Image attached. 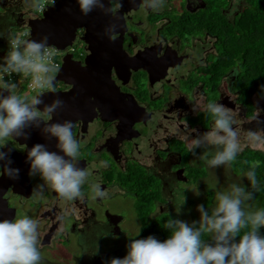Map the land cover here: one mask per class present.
<instances>
[{
  "label": "flooded vegetation",
  "instance_id": "flooded-vegetation-1",
  "mask_svg": "<svg viewBox=\"0 0 264 264\" xmlns=\"http://www.w3.org/2000/svg\"><path fill=\"white\" fill-rule=\"evenodd\" d=\"M1 1L6 14L0 15V33L7 35L26 9L25 1ZM123 1L127 5L119 10L120 32L111 41L112 49L120 56L116 61L119 68L114 66L110 77H92L108 79L111 90L107 101L109 107L91 110L88 121L84 123L80 119L73 129L82 145L78 167L89 173L82 186L84 198L64 200L45 186L42 196H39L40 206L31 209L33 204L37 205L31 202L34 200L32 191L43 181L39 175L29 176L27 156L12 158V166L20 169L18 180L8 179L0 168V220L22 218L28 216L22 215L23 211L32 210L39 225L42 259L47 264H88L89 259L91 264H107L111 256H117L112 251L115 247H110V244L115 243L112 239L127 235L123 228L124 218L108 207L103 209V200L126 199L127 190L121 183L110 184L104 179L110 164H116V169L126 175L137 177L147 174L159 181L150 189L144 187L143 209L147 214L136 227V234L141 239L143 227L159 223L162 218H179L183 209L178 208L182 201L177 197L185 192L183 188H188V170L200 163L207 165L199 158L203 148H198L200 154L197 158L194 156L188 163L184 160V147L187 145L184 136L196 138L211 130L206 128L209 117H203V114H209L204 111L207 103H219L232 109L236 122L233 127L239 129L240 135H245L243 131L264 130V103L256 104L248 115L235 92L216 84L212 87L214 93L210 101L205 92L206 83L198 80L199 69H213L211 80L218 82L216 68L225 60V51L217 47L221 27L218 22H205L206 27L196 28L185 36L189 26H185L182 20L196 17L200 10L209 9L210 5L215 8L214 0H165L159 11L140 7L141 0H135V3ZM248 1L223 0L217 10L219 14H212V18L232 23L231 33L238 21L249 31L253 3L247 8ZM82 32L79 30L78 34ZM6 48L7 39H0V50ZM250 65L249 62L246 67L249 71L252 69ZM236 76L234 71V76L232 74L230 79H222L221 82L226 81L228 85L237 79ZM58 83L55 85L57 91L71 88L63 82L59 87ZM257 111L258 119L252 120ZM15 142L16 146L8 145L25 155L26 146ZM42 144H46L49 151H58L52 140ZM209 150L214 151V148L210 146ZM101 161L106 162L107 167L102 166ZM134 167L141 168L144 174ZM92 183H98L106 193L103 198L93 200ZM174 208L176 216L171 213Z\"/></svg>",
  "mask_w": 264,
  "mask_h": 264
},
{
  "label": "clouds",
  "instance_id": "clouds-1",
  "mask_svg": "<svg viewBox=\"0 0 264 264\" xmlns=\"http://www.w3.org/2000/svg\"><path fill=\"white\" fill-rule=\"evenodd\" d=\"M130 2L135 3V0ZM26 3L34 10L43 7L42 0H26ZM56 3L57 0H51L53 8ZM76 3L83 16L94 10L110 16L112 22L104 29V35L115 40L123 0H76ZM164 4L165 0H141L140 7L159 11ZM4 38L8 40L9 51L0 63V168L8 179L18 180L20 169L12 166V149L8 148L7 141L9 138L27 140L30 129H40L47 140L55 139L58 151H49L46 144L39 143L27 149L29 176L39 175L43 181L33 189V198L42 196L47 186L61 199H83L82 186L89 173L78 167L82 145L73 133L75 125L71 120L53 122L58 111L66 108V102L55 96L51 102L45 103L42 91L31 97L21 95L16 83L5 80V75L30 76L32 88L55 93L56 74L60 70L55 62L56 49L49 44L48 35L39 39H21L0 33V39ZM204 111L214 118L212 128L196 138L184 136L188 151L196 156V149H205L199 158L209 168L230 165L242 151L239 130L233 127L234 111L211 102L204 106ZM258 117L259 111L252 120ZM184 127L187 128L186 122ZM245 138L253 147L264 144V130L245 131ZM210 146L215 150L210 151ZM100 163L107 167L106 162ZM259 166L260 161L251 162L244 175L252 191L233 183L226 190L216 191V203L211 210L198 206V227L196 222L189 225L179 219H168L164 224L171 231L168 239L163 242L153 236L132 239L127 246V255L112 258L107 264H264V235L260 234V229L264 228V209L246 210L251 207L248 202L254 199V193L260 190L256 174ZM90 189L93 199L106 195L98 183L90 184ZM38 226V221L28 216L0 220V264H43ZM242 230H245L243 234ZM205 234H211L212 243L202 239Z\"/></svg>",
  "mask_w": 264,
  "mask_h": 264
},
{
  "label": "rangeland",
  "instance_id": "rangeland-1",
  "mask_svg": "<svg viewBox=\"0 0 264 264\" xmlns=\"http://www.w3.org/2000/svg\"><path fill=\"white\" fill-rule=\"evenodd\" d=\"M24 1L26 7L25 10L32 13L34 9L30 7L29 3H26V0ZM221 1L223 0H214L215 8L210 5L209 9L200 10L197 13L196 17L192 19L182 20L184 21L183 24H185V26H189L185 31V36H188V34L193 32L196 28L206 27L205 22L219 23L221 27L218 33L220 34V42L217 44V47L218 49L225 51V60H222L220 67L216 68V70H218V74L216 76L218 82L211 80L213 79L211 77V72L213 71V69H199L200 79L198 80L200 82L203 81L204 83H206L205 92L207 96H210V101L212 100L211 94L214 93L212 87L217 84L219 85V87H224L228 89L229 92H235L238 96V102L242 103L247 109L248 115H251L256 104L262 105L261 103H264V77H260L255 74V68H252L249 71L246 67L249 66V58L252 55H255L258 49L263 48V45L259 35L257 33L250 34V32L246 30L244 24H241L240 21H238L235 25V31L231 33L232 23H228L224 19L212 18V14H219L217 10L220 6ZM0 3L2 4V2ZM1 4L0 15H5L6 10L5 8H2ZM251 6L252 1L249 0L247 8H250ZM29 31L30 29L28 27L22 26L13 27L10 29L9 32L11 35H15L23 39V34L28 33ZM7 45H9L8 40ZM73 48H75L76 50L75 58H79L80 53L86 54L85 43L83 40H78L73 45ZM6 54L7 49L0 50V57H3ZM85 57L80 59L84 61ZM234 71H236L237 73L236 80H232V82H230L228 85L226 81L225 83L221 82L222 79H230L232 74L234 76ZM62 84L63 83L59 82V87H61ZM233 87H235L236 90L233 91ZM38 92H41V90L33 92L28 91L27 88H23L18 93L21 95L26 94L31 97L33 95H36ZM43 93L44 92L42 91V94ZM190 96L193 97L191 93ZM203 117H209L207 119L209 120L208 123L205 121L204 124L207 123L206 128L210 130L214 121L213 116L209 113L207 115L203 114ZM236 129L239 130L238 128ZM243 133L245 134V131H243ZM240 141L242 145V151L240 152V154H244V158L242 157L238 159L242 155L239 154L237 159L230 165H224L213 169L209 168L208 165L205 166L204 164L200 163L199 166H193L188 170L187 177L190 181L189 184H187L188 188H186V190L183 188V191L185 192L177 197L180 201L183 202L182 205L178 206V208L183 209L179 215V220L187 222L189 225H192L193 222H196V224L198 225L200 220V212L197 210L198 206L203 205L205 209L211 210V208L214 207L216 203L215 193L217 190H226L228 186L233 183L240 184L241 186L245 187V189H248L246 185L248 184L249 186L250 182L247 180L246 177H244L246 171L242 170L244 162H248L251 160L252 150L248 148L254 149L255 151L260 150V152L264 153V144L253 147L250 143L247 142L245 135H240ZM7 144H13V146H16V142L12 141L11 138H9ZM184 149V160L188 163L191 159H194V156L188 151L187 145H185ZM204 151L205 150L202 149V153ZM198 154H200V151L199 149H196V158L198 157ZM134 168H136L137 172L139 171L140 174H144L141 168ZM104 179L110 184H113L115 182L121 183L127 190L126 199L119 198L113 201L106 199L103 200V209L108 207L114 212H119L120 216L124 218L123 228L127 232V235L122 238L112 239L115 243L110 244V247H115V249L112 251H115L117 256H115L114 258H123L127 255V246L131 242V240L141 239V236H138L136 234V227L137 224L141 222L142 218L147 214L146 210L143 209L144 202L142 198L144 197L143 192L146 190L144 187L150 189L153 185H158L159 181L156 178L147 174L139 175L137 177L126 175L124 171L116 169V164H110V169L108 172H105ZM31 202H35L37 205L33 204L30 208L37 209L41 204V199L40 197H36ZM248 204L251 207L250 209L246 208V210H256V207L259 208L256 202H254L253 200L252 203L251 201H249ZM253 205H256V207ZM175 210L176 209L174 208L171 213ZM25 211L22 212V215L26 214L32 219L36 220L37 216L32 210L26 209ZM173 214L176 216L175 212ZM102 241H105V239ZM75 247L76 251H78L79 248L76 245L74 246V248ZM117 250L118 252H116ZM89 260L88 264H91L89 263L91 260ZM99 262H101V260ZM43 264H47V262L43 261Z\"/></svg>",
  "mask_w": 264,
  "mask_h": 264
},
{
  "label": "water",
  "instance_id": "water-1",
  "mask_svg": "<svg viewBox=\"0 0 264 264\" xmlns=\"http://www.w3.org/2000/svg\"><path fill=\"white\" fill-rule=\"evenodd\" d=\"M125 5L127 3L123 1V6ZM110 22H112L111 17L98 10H94L88 16L81 15L76 0H59L54 8L49 6L41 18L27 10H23L20 14L15 27H22L26 24L30 29L29 39H39L42 35H48L49 44L62 50L74 44L79 36V30L84 31L80 37L85 43L86 51L90 52L89 55L86 54L84 61H77L72 58V55H67L56 75L55 85L63 82L71 88L67 91L56 90L55 93L49 91L43 93L45 103L51 102L55 96H59L66 102V108L58 111L53 122L71 120L75 125L81 119L85 123L88 121L91 110H95L96 107L103 109L109 107L107 101L111 97V90L108 79H93L92 77L100 75L110 77L112 68L114 66L119 68L116 61L120 59V56L116 50L112 49L111 40L104 35V29ZM117 22L121 23V17ZM29 132L30 138L27 140L12 139L22 146L27 145V149L35 144L46 142L47 139L40 129H30ZM52 141L56 143L54 138ZM8 148L12 149L11 159L27 156V150L26 154L22 155L16 152L11 145H8Z\"/></svg>",
  "mask_w": 264,
  "mask_h": 264
},
{
  "label": "trees",
  "instance_id": "trees-1",
  "mask_svg": "<svg viewBox=\"0 0 264 264\" xmlns=\"http://www.w3.org/2000/svg\"><path fill=\"white\" fill-rule=\"evenodd\" d=\"M253 8L250 15V34H258L261 38V42L263 45V48L258 49L255 55H252L249 58V62L251 63L250 68H255V74H257L260 77H264V0H252ZM247 61V59H246ZM244 154H242L238 159L242 158ZM244 158V157H243ZM260 161V166L256 169L257 179L259 181V187L260 190L256 193H254V199L253 201L256 202V204L259 206V208L256 207V205H253L256 207V210L258 209H264V153L260 151L252 150L251 152V160L246 161L243 164L242 170H245L246 172L249 170L250 164L252 161ZM248 189L247 191H252L251 184L248 186L246 185ZM252 203V201H251ZM168 219H175V218H168ZM167 219V220H168ZM167 220L165 218H162L159 223L153 224L151 226L143 227V239H146L149 236H153L160 242L165 241L168 239L171 235V231L169 229H166L164 227V224L167 223ZM198 227V225L196 224ZM242 230L241 234H243ZM260 234L264 235V228L260 229ZM202 239L207 243H212L211 234H205L202 236ZM239 237L236 238V241L238 242Z\"/></svg>",
  "mask_w": 264,
  "mask_h": 264
},
{
  "label": "built area",
  "instance_id": "built-area-1",
  "mask_svg": "<svg viewBox=\"0 0 264 264\" xmlns=\"http://www.w3.org/2000/svg\"><path fill=\"white\" fill-rule=\"evenodd\" d=\"M58 1L59 0H57V3H58ZM42 4H43V7L40 10H34L31 14H33L34 16H36L38 18L43 17V15L46 12V10L48 9V7L51 6V0H42ZM23 26L28 27L26 24H24ZM81 35H83V34H81ZM81 35H79L77 37V39L74 42V44L78 40H82L81 37H80ZM29 38H30V31L28 33L23 34V39H29ZM73 45L68 46L67 48H65L63 50L62 49H59V48H57V47L54 46L55 49H56L55 62L59 65V69H61V67L63 65V62H64V59H65V57L67 55H72V58L73 59L79 60V61H83L80 58H83V57L86 56L87 51H86V54L85 53H80L79 54V58H75L76 50H75V48H73ZM6 49H7V52H8L9 51V45H7V48ZM66 53H67V55H66ZM2 60H3V58L0 59V63H3ZM5 80H11L12 82L16 83V85H17V92H20L23 88H27L28 91H33V92L38 91L37 89H34V88L31 87V77L30 76L29 77H25L23 75H18V74H12L11 76L5 75ZM41 91L45 92L47 90H41Z\"/></svg>",
  "mask_w": 264,
  "mask_h": 264
}]
</instances>
